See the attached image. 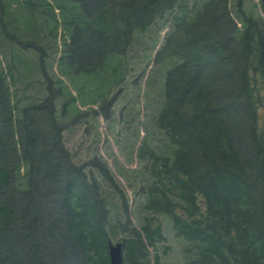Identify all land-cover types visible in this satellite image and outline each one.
Listing matches in <instances>:
<instances>
[{"label":"trees","instance_id":"obj_1","mask_svg":"<svg viewBox=\"0 0 264 264\" xmlns=\"http://www.w3.org/2000/svg\"><path fill=\"white\" fill-rule=\"evenodd\" d=\"M73 2L57 7L65 28L58 59L46 64L44 47L22 45L39 48L48 97L22 104L12 90L15 64L6 69L1 61L2 54L14 59L15 49L0 48V264H110L115 238L125 264H162L150 257V248L165 240L161 215L183 242V264H264V0L257 17L237 0L240 20L230 0ZM38 7L32 6L33 27ZM22 14L30 17V8ZM59 25L48 36L56 38ZM165 27L154 56L162 76L155 116L161 140L139 152L142 195L134 224L107 164H76L65 148L56 101H69L65 77L74 70L84 104L104 100L130 71L128 54L146 39L153 52ZM62 62L70 67L61 70ZM51 67L60 74L54 88ZM87 166L107 184L89 179ZM46 202L56 203L48 211Z\"/></svg>","mask_w":264,"mask_h":264},{"label":"rangeland","instance_id":"obj_2","mask_svg":"<svg viewBox=\"0 0 264 264\" xmlns=\"http://www.w3.org/2000/svg\"><path fill=\"white\" fill-rule=\"evenodd\" d=\"M74 0H0V48L6 52L7 49H15L16 57L14 59L2 54L1 61L6 69L13 63V81L12 90L17 97L25 104L29 99L35 98L42 100L46 93L45 78L40 71L43 60L41 52L36 48L25 50L22 45H40L45 48L46 55L44 61L52 62L58 59L63 52L64 43L63 33L65 28L61 23L62 14L59 8L65 10L69 2L73 6ZM242 8L246 15L257 17L260 14L259 0H242ZM42 5L43 8H36L34 15L38 25L35 24L32 6ZM24 7H29L31 16L22 14ZM230 9L234 16L240 20L241 14L238 10L237 0H230ZM56 14L57 21L55 20ZM4 18H10L7 22ZM46 19L47 25L43 26ZM58 35L56 38L48 36L49 30H52L57 24ZM30 28V29H29ZM159 32V29H157ZM169 27L161 29V36L153 52H151L152 43L150 40H144L140 46H136L129 55V72L126 73L122 81L113 83L111 91L104 100L91 102L88 104L81 93L77 94L78 89L71 76H75V70L69 75L66 73L65 83L72 90V94H67V98L62 97L56 101L60 114V122L64 125L62 132L64 146L71 153L76 164H89L95 159L105 162L110 169L114 179L119 184L120 189L127 195L126 208L129 218L135 224L139 220V210L141 209V178L140 171L143 163L140 160L139 152L144 143H148L153 148L160 142L161 135L155 129V116L162 102V76L157 74L154 66V56L159 50L166 32ZM33 32V33H32ZM38 33L45 34L46 39L42 37L34 41ZM61 33V35H60ZM11 37V38H10ZM156 37V36H155ZM3 46V47H2ZM2 49V51H3ZM9 50L6 52L8 53ZM9 54H13V51ZM151 54L152 58L144 59V56ZM68 65L61 64V70ZM38 69V70H37ZM47 69V68H46ZM60 70V71H61ZM62 72V71H61ZM47 73L50 78V87L54 88L57 84L56 77L60 74L56 67L48 68ZM79 78H84L79 74ZM83 79V80H84ZM82 85H88L86 81H81ZM78 87V86H77ZM73 88V89H72ZM63 92L66 93L63 88ZM50 91V90H49ZM87 92H84L85 94ZM71 97L74 99L71 100ZM65 102V103H64ZM65 106L63 113L62 106ZM80 111L79 114H75ZM73 114V115H71ZM259 118L264 122V107L259 108ZM91 166H87L85 172L96 177L103 185L107 183L101 176V171ZM50 199V198H48ZM46 201H49V200ZM51 200V199H50ZM56 203V202H55ZM54 202H46L44 210L53 209ZM121 210L122 207H121ZM47 213V211H45ZM165 240L157 244V248H150V257L152 260L158 255L162 264H183L186 262L183 254V242L176 238L172 230L171 221L165 216H160ZM126 233L118 231L120 238ZM117 238L113 239L116 242ZM52 262V261H51ZM61 264L60 262H57ZM54 264V263H52ZM66 264H69L66 263ZM155 264V263H154Z\"/></svg>","mask_w":264,"mask_h":264},{"label":"water","instance_id":"obj_3","mask_svg":"<svg viewBox=\"0 0 264 264\" xmlns=\"http://www.w3.org/2000/svg\"><path fill=\"white\" fill-rule=\"evenodd\" d=\"M108 256L110 264H125L123 256V243L110 242L108 247Z\"/></svg>","mask_w":264,"mask_h":264}]
</instances>
